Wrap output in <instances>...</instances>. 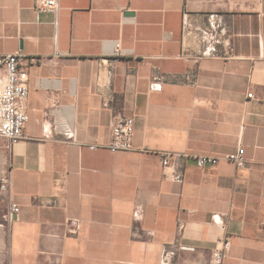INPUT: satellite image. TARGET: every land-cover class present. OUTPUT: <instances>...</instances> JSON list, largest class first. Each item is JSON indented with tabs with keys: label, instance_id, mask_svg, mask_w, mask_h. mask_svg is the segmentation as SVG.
Returning <instances> with one entry per match:
<instances>
[{
	"label": "crops",
	"instance_id": "obj_1",
	"mask_svg": "<svg viewBox=\"0 0 264 264\" xmlns=\"http://www.w3.org/2000/svg\"><path fill=\"white\" fill-rule=\"evenodd\" d=\"M38 1L0 0V55L29 88L24 136L0 138V264H159L174 241L194 248L176 264H209L224 237L223 264H264V0ZM115 113L132 150L107 148ZM238 147L244 167L197 165Z\"/></svg>",
	"mask_w": 264,
	"mask_h": 264
},
{
	"label": "built area",
	"instance_id": "obj_2",
	"mask_svg": "<svg viewBox=\"0 0 264 264\" xmlns=\"http://www.w3.org/2000/svg\"><path fill=\"white\" fill-rule=\"evenodd\" d=\"M36 8L39 10H47L57 12L59 6L57 0H39ZM218 19L212 18L209 31H205L208 40L205 42L200 54L196 57H211L216 53V45L220 42L215 37L212 31L218 27ZM120 54L119 43L116 42L114 55L117 57ZM20 53H12L0 55V138L5 139L9 144L16 142L24 136V128L28 121L26 111V100L29 95V88L26 81V76L19 70ZM250 99L255 98L252 92L247 93ZM264 101V98H263ZM104 106L108 105V100H104ZM133 126L134 119L131 116L122 113H115L112 116L110 139L107 148L110 152L129 151L133 148ZM90 149H95L96 145H90ZM173 155L170 153H161L162 165L166 166L170 163V158ZM197 165L203 167L205 165H214L221 159L233 163L237 167H244L246 160L244 158V149L238 147L234 152L221 156L198 155L195 157ZM0 191L8 192L11 197V175L5 173L0 177ZM20 207L9 198L8 210L3 215L7 222H11L13 217L18 214ZM136 218L139 217V208L134 212ZM67 231L70 234H75L79 229L78 219H68L66 223ZM184 224L177 222V232L181 235ZM229 240L224 237L218 241L210 254L209 264H223L225 257L229 251ZM189 247L174 241L169 246L164 247L159 264H176L175 257L180 251L193 250Z\"/></svg>",
	"mask_w": 264,
	"mask_h": 264
},
{
	"label": "water",
	"instance_id": "obj_3",
	"mask_svg": "<svg viewBox=\"0 0 264 264\" xmlns=\"http://www.w3.org/2000/svg\"><path fill=\"white\" fill-rule=\"evenodd\" d=\"M125 15H132V13H126ZM152 87H153V88H158L159 85H157V84H152Z\"/></svg>",
	"mask_w": 264,
	"mask_h": 264
}]
</instances>
